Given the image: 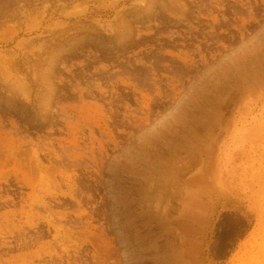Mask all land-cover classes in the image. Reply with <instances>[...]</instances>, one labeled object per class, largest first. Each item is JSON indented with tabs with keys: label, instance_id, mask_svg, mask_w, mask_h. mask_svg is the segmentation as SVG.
I'll use <instances>...</instances> for the list:
<instances>
[{
	"label": "rangeland",
	"instance_id": "rangeland-1",
	"mask_svg": "<svg viewBox=\"0 0 264 264\" xmlns=\"http://www.w3.org/2000/svg\"><path fill=\"white\" fill-rule=\"evenodd\" d=\"M0 264H264V0H0Z\"/></svg>",
	"mask_w": 264,
	"mask_h": 264
},
{
	"label": "trees",
	"instance_id": "trees-1",
	"mask_svg": "<svg viewBox=\"0 0 264 264\" xmlns=\"http://www.w3.org/2000/svg\"><path fill=\"white\" fill-rule=\"evenodd\" d=\"M249 228V222L244 216L233 212L223 213L216 227V236L219 238L217 241L221 243V247L215 252L216 261L222 262L229 257V253H225L227 240L223 236L238 233L236 239L243 238L244 232ZM233 246H231V249Z\"/></svg>",
	"mask_w": 264,
	"mask_h": 264
},
{
	"label": "bare ground",
	"instance_id": "bare-ground-1",
	"mask_svg": "<svg viewBox=\"0 0 264 264\" xmlns=\"http://www.w3.org/2000/svg\"><path fill=\"white\" fill-rule=\"evenodd\" d=\"M191 182H192V181H188V183L192 184ZM200 182H201V181H200ZM200 182H198V181H197L196 183H200ZM194 183H195V182H194ZM187 187H188V184H187ZM191 221H193V219H192V218H191ZM178 225H180V223H179ZM191 225H192V223H191ZM184 227H185V226H184ZM182 229H183V228H182ZM183 230H185V229H183ZM185 235H186V234H185ZM178 255H179V256H178ZM178 255H177L175 258H177V259H178V258H179V257H180L182 254H181V255H180V254H178Z\"/></svg>",
	"mask_w": 264,
	"mask_h": 264
}]
</instances>
